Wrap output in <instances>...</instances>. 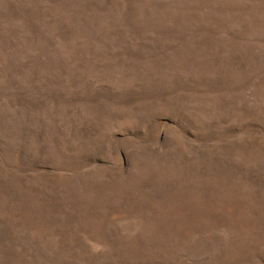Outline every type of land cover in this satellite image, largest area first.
Wrapping results in <instances>:
<instances>
[{"label":"rangeland","instance_id":"rangeland-1","mask_svg":"<svg viewBox=\"0 0 264 264\" xmlns=\"http://www.w3.org/2000/svg\"><path fill=\"white\" fill-rule=\"evenodd\" d=\"M0 264H264V0H0Z\"/></svg>","mask_w":264,"mask_h":264}]
</instances>
